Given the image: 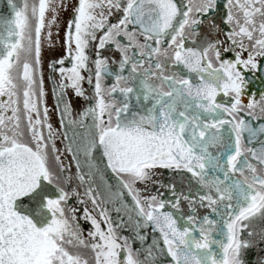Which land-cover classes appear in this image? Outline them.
Instances as JSON below:
<instances>
[{
    "label": "snow or ice",
    "instance_id": "obj_1",
    "mask_svg": "<svg viewBox=\"0 0 264 264\" xmlns=\"http://www.w3.org/2000/svg\"><path fill=\"white\" fill-rule=\"evenodd\" d=\"M7 7L0 264H247L264 245V94L247 91L264 0Z\"/></svg>",
    "mask_w": 264,
    "mask_h": 264
},
{
    "label": "flooded vegetation",
    "instance_id": "obj_2",
    "mask_svg": "<svg viewBox=\"0 0 264 264\" xmlns=\"http://www.w3.org/2000/svg\"><path fill=\"white\" fill-rule=\"evenodd\" d=\"M19 3L20 0H17ZM66 2H74V0H66ZM9 13L8 7H7V0H0V16L7 15ZM68 13H64L62 16V23L63 21H66L68 19ZM45 77L48 75V69H47V60L45 62ZM249 84H248V89L247 91L255 96V98L258 100L260 95L264 94V72H258L255 75L249 73ZM109 84H111V81H108ZM87 88V85H85ZM248 97H245V100H247ZM53 98L51 95H49L48 98V104L49 107L51 108L53 106ZM53 124L54 126H57V121L56 117L53 116ZM74 170V169H73ZM113 217L115 218L116 214L113 212L112 213ZM81 224L85 230V234L87 230L90 228V225L87 223H84L81 221ZM150 231V230H149ZM124 235H131L129 232H124ZM148 242H151V236H149ZM134 248L139 247V244H134ZM264 258V245H261L260 248H255V249H250L246 252L245 254V260L247 264H258L260 259Z\"/></svg>",
    "mask_w": 264,
    "mask_h": 264
}]
</instances>
